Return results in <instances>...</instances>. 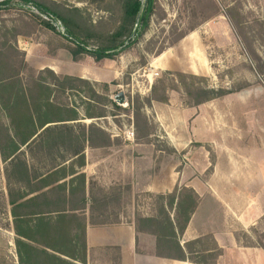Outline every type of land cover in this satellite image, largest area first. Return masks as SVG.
I'll return each mask as SVG.
<instances>
[{
	"label": "rangeland",
	"instance_id": "374dc122",
	"mask_svg": "<svg viewBox=\"0 0 264 264\" xmlns=\"http://www.w3.org/2000/svg\"><path fill=\"white\" fill-rule=\"evenodd\" d=\"M42 1L71 14L93 33H111L122 13L121 0ZM151 13L134 44L112 58L97 60L80 52L52 15L14 1L0 8V51L13 59L15 68L19 61L26 62L28 68L20 70L26 85L45 69L60 78L82 79L66 82L64 89L52 84L57 88L52 99L78 111L79 120L64 122H76L77 136L90 138V146L108 145L115 138L122 158L130 154L146 177L163 184L184 185L196 179L204 185L216 171L222 177L234 176L237 185L259 188L257 202L264 207V0H156ZM44 21L56 25V31ZM105 43L95 36L88 48ZM43 73L52 83V76ZM209 89L230 92L196 104L199 92ZM120 92L125 97L122 104L115 100ZM90 108L104 116L89 118ZM68 127L53 125L52 135L58 137L52 141L59 140L60 132L67 139ZM132 141L143 143L135 146ZM78 143L84 146L82 140L67 144ZM67 150L72 152L69 146ZM27 158L36 176L51 170L52 153ZM10 171L0 155L2 227L8 226L11 192L26 185L10 179ZM218 180L223 178H213V184L220 185ZM139 182L138 177L136 188ZM131 192V200L125 195L122 205L130 200L136 218L150 208L158 214L157 196ZM1 251L8 260L7 243L0 245V257Z\"/></svg>",
	"mask_w": 264,
	"mask_h": 264
},
{
	"label": "crops",
	"instance_id": "0c3cea01",
	"mask_svg": "<svg viewBox=\"0 0 264 264\" xmlns=\"http://www.w3.org/2000/svg\"><path fill=\"white\" fill-rule=\"evenodd\" d=\"M75 124L52 122V126L68 125L70 131L67 139L60 132L59 140L52 141V169L11 192L15 204L7 207L8 226H0V245L7 243L9 255L5 260V252L1 251L0 264H32V258L26 256L22 247L19 255L16 238L37 244L48 239L42 229L48 226H52V264H264L261 224L264 207L257 202L259 188L237 185L234 176L222 177L217 171L204 185L196 179L184 185L152 181L143 167L138 169L136 159H131L130 154L127 156L130 160L125 155L121 157L115 138L111 137L108 145L90 146L86 135L77 136ZM70 140L84 142L81 152L67 150L68 146L82 145H68ZM141 143L133 142L135 146ZM138 177L140 188L135 187ZM213 178L223 180H218L221 184L216 185ZM45 180L50 181L48 186L36 187L35 184ZM176 188H191L198 198L197 207L178 238L185 259L158 256L156 236L139 231L135 210L131 211L134 208L130 202L131 189L134 195L136 192L166 195ZM125 195L130 203L122 205ZM174 214L173 209L172 220ZM142 216H155V213L150 208ZM14 224L28 235H17ZM254 229L260 233L254 234ZM240 232L255 243L245 242ZM83 237L85 260L81 259ZM59 248L74 250L75 256Z\"/></svg>",
	"mask_w": 264,
	"mask_h": 264
},
{
	"label": "trees",
	"instance_id": "16d2710c",
	"mask_svg": "<svg viewBox=\"0 0 264 264\" xmlns=\"http://www.w3.org/2000/svg\"><path fill=\"white\" fill-rule=\"evenodd\" d=\"M14 1L32 4L41 12L52 15L66 28L68 37L76 42V47L80 52H87L95 59L100 60L114 57L119 50L131 46L138 40L140 30L145 29L150 23L151 12L156 0H146V2L145 0H121L120 22L116 29L107 34L93 33L90 28H84L71 14L56 10L42 0H0V8L8 7ZM143 5L144 8L136 26L137 14ZM226 13L230 19L233 18L231 10ZM44 26L56 31V25L47 21H44ZM135 27H137V32L134 37L130 38ZM95 36L103 38L106 43L101 47L98 46L97 49H89L88 41ZM13 62V59L4 53V50L0 51V155L2 160L11 166L10 179L17 180L16 184H28L33 176L36 178V174H34V168L27 156L52 153V122L80 119L76 109L53 101L52 93L57 91L54 86L64 89L66 82L73 80L82 82V79L70 76L60 78L52 70L45 69L38 73L37 78L32 76L31 82L26 85L21 77L22 71H20L28 68L26 62L19 61L18 68L12 65ZM43 71L52 76V83H47L43 77ZM229 92L224 89L201 91L196 104L218 98ZM111 103L114 107L118 106L114 101ZM86 114L89 118L104 116L101 112L91 111V108ZM87 140L90 142V138L87 137ZM82 149L83 145L72 147V152H81ZM10 179L8 177V188L12 184ZM41 184L48 186L50 181L45 180ZM155 196L160 202L157 207L158 214L150 217H137L136 227L139 231L156 236V254L158 256L185 259L186 254L180 247L178 238L184 233L191 215L197 207L198 198L191 188L181 190L176 188L172 193ZM9 199L10 204H15L14 200ZM173 209L175 214L172 220L170 211ZM42 229L48 239L37 241V244L22 242L16 238L19 255L22 247L26 256L32 258V264H52V226L42 227ZM14 230L17 235H28L19 231L17 224H14ZM82 242L81 259L85 260V237ZM190 244L186 246L188 247ZM59 250L67 255L75 256L74 250L61 248Z\"/></svg>",
	"mask_w": 264,
	"mask_h": 264
},
{
	"label": "water",
	"instance_id": "95a60500",
	"mask_svg": "<svg viewBox=\"0 0 264 264\" xmlns=\"http://www.w3.org/2000/svg\"><path fill=\"white\" fill-rule=\"evenodd\" d=\"M146 2V0H145ZM144 8V5L141 7V9L139 10L138 14H137V17H136V26L138 25V22H139V19H140V16H141V13H142V10ZM136 34V28L133 30L130 38L134 37ZM128 43V41H127ZM115 100L118 104H122V102L125 100V97L123 95L122 92L118 93L116 96H115Z\"/></svg>",
	"mask_w": 264,
	"mask_h": 264
}]
</instances>
